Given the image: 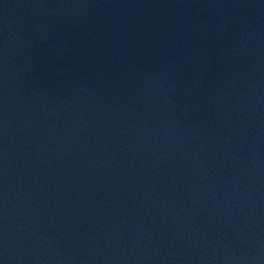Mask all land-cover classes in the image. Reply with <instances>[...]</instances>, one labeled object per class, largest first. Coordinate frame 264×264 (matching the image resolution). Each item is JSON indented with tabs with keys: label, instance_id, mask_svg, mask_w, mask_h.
<instances>
[{
	"label": "water",
	"instance_id": "1",
	"mask_svg": "<svg viewBox=\"0 0 264 264\" xmlns=\"http://www.w3.org/2000/svg\"><path fill=\"white\" fill-rule=\"evenodd\" d=\"M0 264H264V0H0Z\"/></svg>",
	"mask_w": 264,
	"mask_h": 264
}]
</instances>
